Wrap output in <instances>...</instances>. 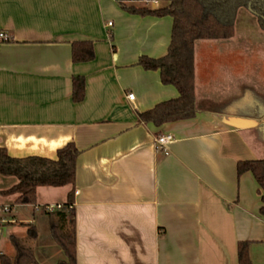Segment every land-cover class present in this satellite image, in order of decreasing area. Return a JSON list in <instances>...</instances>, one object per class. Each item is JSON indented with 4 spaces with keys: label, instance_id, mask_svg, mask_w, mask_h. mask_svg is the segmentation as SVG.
Segmentation results:
<instances>
[{
    "label": "crops",
    "instance_id": "0c3cea01",
    "mask_svg": "<svg viewBox=\"0 0 264 264\" xmlns=\"http://www.w3.org/2000/svg\"><path fill=\"white\" fill-rule=\"evenodd\" d=\"M165 0H0V148L11 157L54 159L73 142V185L38 186L33 204L4 193L17 179L0 174V254L11 237L27 240L41 264L64 253L50 216L34 206L64 204L72 193L76 264H238L248 242L251 264H264V215L253 175L240 160L264 159V30L247 7L233 35L194 42L196 114L155 126L138 113L178 96L140 56L165 54L169 16L123 6L160 8ZM111 25H108V22ZM93 58L74 62L73 41ZM84 81L72 98V79ZM133 93L130 101L127 93ZM172 134L164 154L154 138Z\"/></svg>",
    "mask_w": 264,
    "mask_h": 264
},
{
    "label": "trees",
    "instance_id": "16d2710c",
    "mask_svg": "<svg viewBox=\"0 0 264 264\" xmlns=\"http://www.w3.org/2000/svg\"><path fill=\"white\" fill-rule=\"evenodd\" d=\"M160 8H137L123 6L131 13L169 16L172 19L167 50L160 57L140 56L137 63L146 70H157L160 81L170 84L178 91V96L160 101L153 107L138 113L143 122L159 126L165 122L189 119L195 116L194 95V42L198 39H226L233 35L237 10L247 7L264 30V0H165ZM71 56L74 62L93 58L89 41H73ZM84 81L81 77L72 79V98H83ZM78 149L68 142L56 152L54 159L27 156L11 157L0 148V174L11 175L17 182L4 193H17L16 201L33 204L38 186L73 185L75 181ZM249 171L258 186L264 215V159L240 160L236 163L237 175ZM63 209L47 213L50 216V235L64 253V259L57 264H76L75 229L72 209V193H68ZM35 237V230L27 226L26 240L11 237L14 249L12 256L0 254V264H41L34 257L33 249L27 240ZM248 242H239L237 247L238 264H251L248 256Z\"/></svg>",
    "mask_w": 264,
    "mask_h": 264
},
{
    "label": "built area",
    "instance_id": "2783aa9c",
    "mask_svg": "<svg viewBox=\"0 0 264 264\" xmlns=\"http://www.w3.org/2000/svg\"><path fill=\"white\" fill-rule=\"evenodd\" d=\"M108 25H111V22H108ZM10 39L9 35L7 33H4L0 31V42L8 41ZM127 98L132 101L134 99L133 93L129 92L127 93ZM173 140L172 134L165 133V134H159L154 138V144L156 148L161 150L164 154H167L168 152V144ZM36 210H42L46 213L53 212L56 210L63 209V204L56 203V204H45L42 206H34ZM9 212L8 206L0 207V233H1V225L7 221L6 217H3L1 213H7Z\"/></svg>",
    "mask_w": 264,
    "mask_h": 264
},
{
    "label": "water",
    "instance_id": "95a60500",
    "mask_svg": "<svg viewBox=\"0 0 264 264\" xmlns=\"http://www.w3.org/2000/svg\"><path fill=\"white\" fill-rule=\"evenodd\" d=\"M247 9H248L249 11H251V10H250V3H248Z\"/></svg>",
    "mask_w": 264,
    "mask_h": 264
},
{
    "label": "rangeland",
    "instance_id": "374dc122",
    "mask_svg": "<svg viewBox=\"0 0 264 264\" xmlns=\"http://www.w3.org/2000/svg\"><path fill=\"white\" fill-rule=\"evenodd\" d=\"M251 12V11H250Z\"/></svg>",
    "mask_w": 264,
    "mask_h": 264
}]
</instances>
